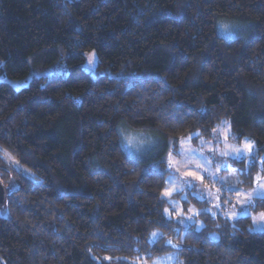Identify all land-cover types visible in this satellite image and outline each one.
I'll return each mask as SVG.
<instances>
[{
	"label": "trees",
	"instance_id": "trees-1",
	"mask_svg": "<svg viewBox=\"0 0 264 264\" xmlns=\"http://www.w3.org/2000/svg\"><path fill=\"white\" fill-rule=\"evenodd\" d=\"M223 119L256 145L251 162L230 159L251 184L264 174V0H0V264H143L174 249L183 264H264L250 216L202 211L198 230L164 213L168 154ZM139 139L153 145L135 156Z\"/></svg>",
	"mask_w": 264,
	"mask_h": 264
},
{
	"label": "rangeland",
	"instance_id": "rangeland-1",
	"mask_svg": "<svg viewBox=\"0 0 264 264\" xmlns=\"http://www.w3.org/2000/svg\"><path fill=\"white\" fill-rule=\"evenodd\" d=\"M227 28L228 24L223 26V29ZM96 64L95 51L87 52L83 67L92 76H96ZM28 81V78L16 79L11 80V84L20 88L27 85ZM231 135L230 122L223 119L215 128L212 140L201 141L198 146L193 144L191 136L183 137L179 140L177 150L168 154L169 172L162 190V196L167 201L164 213L167 218L176 219L180 227L191 224L198 230L202 229L205 223L199 215L204 211L231 222L250 216V230H264V217L261 215L264 210L254 212L253 209L255 201L264 198V174L256 175L251 184L241 185L237 173H243L244 169L230 160L245 158L251 162L257 153L256 145L250 138L236 141L231 139ZM143 141L139 139L141 148L135 156L142 155L153 145ZM4 155L9 162L23 169L9 154ZM192 197L204 201L203 208L194 204ZM157 235V231L153 232L151 239L155 240ZM212 237L217 239L219 236L213 233ZM177 240L180 242L178 237ZM140 261L143 264H183L178 249L153 259L144 257Z\"/></svg>",
	"mask_w": 264,
	"mask_h": 264
},
{
	"label": "water",
	"instance_id": "water-1",
	"mask_svg": "<svg viewBox=\"0 0 264 264\" xmlns=\"http://www.w3.org/2000/svg\"><path fill=\"white\" fill-rule=\"evenodd\" d=\"M9 191L6 186L0 180V205L7 202Z\"/></svg>",
	"mask_w": 264,
	"mask_h": 264
},
{
	"label": "snow or ice",
	"instance_id": "snow-or-ice-1",
	"mask_svg": "<svg viewBox=\"0 0 264 264\" xmlns=\"http://www.w3.org/2000/svg\"><path fill=\"white\" fill-rule=\"evenodd\" d=\"M167 194V193H166ZM262 215V217H264V214H261Z\"/></svg>",
	"mask_w": 264,
	"mask_h": 264
}]
</instances>
